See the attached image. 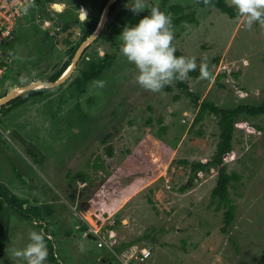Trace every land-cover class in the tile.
<instances>
[{
	"label": "rangeland",
	"instance_id": "1",
	"mask_svg": "<svg viewBox=\"0 0 264 264\" xmlns=\"http://www.w3.org/2000/svg\"><path fill=\"white\" fill-rule=\"evenodd\" d=\"M49 2L63 3L65 8L51 12L52 19L74 17V0ZM145 3L149 8L139 14L129 10L125 25L137 24L150 7H159L173 19L169 8L178 6L183 10L179 15H193L196 20L173 26V45L177 56L194 57L199 71L203 66L213 73L208 82L201 76L187 77L188 91L198 96V105L209 102L228 110L264 104V27L257 23L246 29L240 19L199 8L194 0ZM131 4L132 0L125 1L112 16ZM120 33L111 44L104 29L64 84L5 107L0 113V131H18L46 159L43 164L28 159L32 164L29 171L39 178L40 191L46 195L29 193L25 202L49 208L50 213L35 210L43 214L40 225L45 231L53 230L50 240L55 243L59 262L264 264V114H243L235 119L232 150L225 157L227 172L238 176L228 193L235 218L223 233L224 209L217 210L210 196L216 169L207 165L196 181L191 169L193 163L212 159L219 142L218 118L207 111L194 123L198 108L175 84L171 85L172 92L152 93L133 83L136 70L119 52ZM43 34L30 18L17 24L2 46L9 59L3 85L42 81L60 69L65 58L57 60L60 53L51 57L54 51L50 49L55 45ZM104 55L112 57L111 66L81 91L75 80L87 69V58L98 61ZM98 81L105 86L98 87ZM145 137L153 144L150 158L154 167L141 158ZM0 181L13 195L22 184L1 152ZM83 182L92 190L86 194L84 209L79 210L66 196L65 188L67 183L81 188ZM40 225L24 220L0 201V264H14L8 249L23 248L29 242L28 233L41 230ZM78 226L96 231L99 237L82 241L78 236L77 244H73L70 234L79 235ZM104 227L107 230H101ZM132 248L137 251L131 255L143 248L151 255L142 263L129 261ZM45 264L51 263L46 260Z\"/></svg>",
	"mask_w": 264,
	"mask_h": 264
},
{
	"label": "clouds",
	"instance_id": "2",
	"mask_svg": "<svg viewBox=\"0 0 264 264\" xmlns=\"http://www.w3.org/2000/svg\"><path fill=\"white\" fill-rule=\"evenodd\" d=\"M197 2L214 6L212 0H197ZM226 3L228 7L235 10L236 17L242 21L246 29H251L253 24L257 23L264 27V0H226ZM33 4L34 0H29V6ZM126 7L134 14H139L149 8V5L145 3V0H132L131 6L126 5ZM14 32L15 28L5 40L10 39ZM118 38L120 54L135 67L133 83L146 91L159 93L177 81L183 82L187 79L189 72L197 69L194 57L176 55V48L173 45L172 17L161 11L159 7H150L148 14L144 15L137 24L125 25ZM6 71L7 68L5 73ZM5 73L0 82V95H2V89L7 88V84H2ZM208 75L207 70L201 66V78H207ZM97 85L103 88L105 83L98 81ZM47 239L50 240L51 237ZM28 241L23 248H9V259L14 264H45L48 258V246L43 229L30 231ZM136 251L132 249L129 253V261L134 260L131 254Z\"/></svg>",
	"mask_w": 264,
	"mask_h": 264
},
{
	"label": "trees",
	"instance_id": "3",
	"mask_svg": "<svg viewBox=\"0 0 264 264\" xmlns=\"http://www.w3.org/2000/svg\"><path fill=\"white\" fill-rule=\"evenodd\" d=\"M106 0H104L105 2ZM119 0L115 4H113L111 8V13L115 11L117 6L119 5ZM195 4L202 9H215L218 10L223 15L228 16L229 19L238 21L239 19L236 17L235 10L231 7H228L226 0H212V4L214 6H206L202 2L198 3L197 0H194ZM100 9H98L96 15H94L93 19L91 21H88L85 23V29L82 35L81 40H84L86 37H88L95 29L97 23H98V16L100 13ZM171 12L174 13L175 17L172 19L173 26H179L180 24L187 22V23H194L196 20L193 18V15H179L183 12V10L178 6H172L169 8ZM129 12V8L124 6L122 7L115 15L113 20V25L110 27L107 35L110 39L111 44H113L115 37L123 30L125 26V20L124 17ZM18 24V23H17ZM16 24V26H17ZM15 26V27H16ZM77 45V44H76ZM178 54V53H176ZM111 60L112 57L110 55H105L104 58L101 60H93L92 63L88 65L87 69H85L79 78L75 80V83L78 87H81V91L84 90L85 84H87L90 81H93L101 76L104 70L108 69L111 66ZM214 62H218V58L214 59ZM68 66V63H65L61 70L58 73H55L51 77L45 79L47 82H53L58 77L60 72H64L66 67ZM207 72L209 73L207 77V81H210V79L213 78V73L209 72L208 68H205ZM189 77L198 78L200 77V71L196 69L195 71L188 73ZM216 79V78H215ZM187 80V79H186ZM186 80L183 82L177 81L175 82V88L178 90L185 91V94L188 95L191 99V102H193L194 106L198 108V111L196 113V117L194 120V123H197L198 121H201L203 114L205 112H210L214 114L218 118V128H219V142L216 145L215 153L213 154L212 159L209 162L204 163H193L191 164V169L194 171L193 179L196 181L199 179V174H203L204 170H206L208 166H213L216 169L217 172V179L215 182V186L213 187L211 191V200L216 202V209H224L223 212V226L220 228V231L223 233H227L226 231L228 228L231 227V224L235 218V206L232 205L231 200L228 197L229 189L231 187L232 181L238 180V176L234 173H228L227 168L225 165V157L231 152L232 150V140H233V131H234V122L235 119L240 115H249V116H259L264 114V104H261L257 107L249 106V105H238L233 109H222L214 104H211L209 102H204L201 105H198V96L194 93H191L188 91V85L186 83ZM166 92H172L173 87L167 86L163 89ZM177 99V98H176ZM20 103H23L20 99H18ZM16 102V101H15ZM148 123L150 124V119L148 120ZM160 130H164V128H160ZM107 140V137L105 141ZM152 141L145 137L144 142L141 146V158L147 163V165L154 167L155 164L151 162L150 158V151L152 149ZM108 156L112 155V152L110 149L107 150ZM208 165V166H207ZM82 176V175H81ZM83 178V176L81 177ZM7 191L3 188H0V195L5 199L6 203L9 204V202H13L10 198L7 196ZM17 209L20 215H23V217H27V219H33L35 217H38V210L29 211V214L31 213L33 217H30L28 214L24 213L26 212V208H22L20 203H17ZM50 213V211H48ZM77 230V229H76ZM80 232V233H79ZM84 232L83 228H80L78 230L79 235ZM94 234L88 233V237L92 241L95 239ZM147 236V235H146ZM144 236V237H146ZM96 237V236H95ZM86 240V239H85ZM47 246H48V261L51 264H61L56 257L55 249L50 242L46 238ZM0 243L2 241L0 240ZM97 243V242H96ZM103 245L101 244L100 247ZM2 252V244H0V253ZM115 253V252H114ZM116 253H120V248H116ZM114 255H118V254ZM137 261V260H134Z\"/></svg>",
	"mask_w": 264,
	"mask_h": 264
},
{
	"label": "flooded vegetation",
	"instance_id": "4",
	"mask_svg": "<svg viewBox=\"0 0 264 264\" xmlns=\"http://www.w3.org/2000/svg\"><path fill=\"white\" fill-rule=\"evenodd\" d=\"M97 1H101V3L99 5H96ZM118 1L119 0H116L113 4H115ZM125 1H128V0H121L119 2V5L123 4ZM74 2L76 4V6H75L76 9H74V11H75L74 12V17L66 18V20L63 19V21L62 20L56 21V20L52 19L50 13L53 12V11H58V12L61 11L62 12V11H64L65 8L61 7L60 9L56 10L50 4L49 0H35V3L32 5V7L30 8L28 14L25 17V18H30L33 23H36V25L43 30V33H44L43 36L45 37V40L47 42L54 43L55 47H52L50 49V51H54V53L52 54L53 56H51V57L53 58L55 53H60L61 54L60 58H58L57 60L61 61V60H63V58H65L64 61H63L64 62L63 65L65 63H68V66L66 67V69L70 66V64L72 62V59H73V57L75 55V52L77 51V49L79 48L81 43L87 38L86 37L84 40H81L83 32H84V29H85V23L88 22V21H91L93 19L94 15H96L98 9L101 8L99 16H98V23H99V21L101 19V16H102V13H103V9H104L106 3L108 2V0H106L105 2H104V0H74ZM113 4L110 6V9H109V12L107 14L106 21L104 23L103 29L101 30L99 36L94 40L93 43H95V41L101 36V34L103 33L104 29H106L107 33H108L110 27L113 25L114 15L112 16V13H111V8H112ZM81 15H83V18H81ZM111 16H112V18H110ZM109 19L112 21L111 25L109 23ZM19 22H21V21H19ZM93 43L88 45L83 50V52L80 55V58H79L77 64L80 61H82L83 59H85L84 56H85L86 52L88 51V49L90 48V46L93 45ZM104 57H105V55H104ZM87 60H88L89 65L92 63L91 61H93V60H91V57H88ZM77 64H76V66H77ZM45 65L46 64H44V66ZM63 65L60 67L59 70L57 69V71L55 73H58L61 70V68L63 67ZM8 69H9V64L7 66V70ZM62 72H60L59 77L62 75ZM54 74H52V75H54ZM52 75H50L49 77H51ZM49 77H47V78H49ZM47 78H45V79H47ZM37 82H38V80H32V81L30 80L27 84L18 85L14 81L13 82L14 84L12 86H11V84L8 85V82H7V83H5V84H7V88L6 89L5 88L2 89V95H0V99L8 96L12 92H18L19 91L18 89L27 87V86H29V85H31L33 83H37ZM42 82L47 83V81L44 80V79H42ZM64 83H62V84H64ZM62 84H60L59 86H61ZM59 86H57V87H59ZM57 87L52 88V89H56ZM45 90H48V89H38V90H34V91L23 93L21 95L15 94L14 95V99L8 101L7 103H5L3 106L0 107V113H1V111L3 109H5V107L7 108V107H10L11 105H13L15 103L16 104L20 103V101L18 99H20L24 103V102L28 101L29 99L33 98L34 96L42 95L43 93L46 92ZM14 132H16L17 135H15ZM17 136L22 138V139H24V140H26V141H28V142L33 143L31 140H28L22 134H20L18 131L14 130V129H9V130L4 131V132L0 131V142L2 143V145L4 146V148L7 150V152L10 155L16 157L20 161V163L22 164V167L25 168L26 172L28 173V175L30 177L31 184L29 185L27 182H25L17 174L15 168L11 165L10 161L8 160V158H6L4 156V154L0 150L2 155L9 162V164L11 166V169L13 170L15 176L22 182L19 191H17V193H15V195H13V193L8 188H5L1 184V181H0V188L5 189L6 191H7V189L9 190V192H7L6 194H7L8 198L13 200V202H10L7 205L11 206L12 209L17 214H19L18 209H17V205H18L17 203H20L22 208H26L27 211L24 212L26 214H28L29 211L35 210L37 208H41V209H43V212L48 213V209H49L48 207L42 208V207L45 206L44 204H38L37 206H33L31 202H28V201L25 202V200H27L25 198H27L29 193H31V195H32L35 192L40 191V188H39V185H38L39 184V182H38L39 178L37 179L36 178L37 176L32 175L31 172L29 171L28 166L32 167V164H30L31 162H29V160H31V158L33 160L36 159L35 160L36 162L41 161L42 164H43V161H45L46 159L42 155V152H40V150L38 148H36L35 145H34L35 149L41 155H39V154L37 155V154L32 153L27 147H25L21 143V141L19 140V138H17ZM75 175H77V174H75ZM84 183L85 182L81 183V185H82L81 188H76L72 183H67V188H65L66 191H67V195L66 196L69 198L70 201H74V202L77 203V207L76 208L79 209V210H83L84 209L83 205L85 203L84 200H85L86 194L90 193L91 190H92L91 186H86V185H84ZM40 193L42 194V196L46 195V192H44V191H40ZM2 200L6 203L5 199L0 195V201H2ZM19 216L21 218H23L24 220H26V221L27 220L30 221V219H27V217H23V215L19 214ZM29 216L33 217L32 214L29 215ZM103 216L105 217L106 214L102 215V218H103ZM41 217H43V214L41 216L40 212H39L38 213V217H35L34 220L33 219H31V220H32V222H34L36 225L39 226ZM43 219H44V221L46 220L45 218H43ZM79 227L80 226H78V229L81 228V227L80 228ZM39 228H41V229H43V231H45V229L43 228L42 225H40ZM102 229L107 230L105 227L101 228V230ZM89 230L88 231H84L80 235H77L76 233L72 232V234H70L71 240H69V241L73 242V244H77L79 238L82 241H84L85 239H87L88 233H90ZM45 232L44 233H45V237L46 238L49 237V236L51 237V235L53 234V230L48 231V232L45 231ZM66 234L67 233H65L64 235H66ZM78 236H79V238H78ZM64 238H65V236H64ZM62 241H64L63 238H62ZM50 242L52 243V245L54 247L55 243L53 242V240H50ZM47 260H48V258H47Z\"/></svg>",
	"mask_w": 264,
	"mask_h": 264
},
{
	"label": "water",
	"instance_id": "5",
	"mask_svg": "<svg viewBox=\"0 0 264 264\" xmlns=\"http://www.w3.org/2000/svg\"><path fill=\"white\" fill-rule=\"evenodd\" d=\"M116 0H108V2L106 3L104 9H103V13L101 16V19L99 21V23L97 24L95 30L81 43V45L79 46V48L77 49V51L75 52V55L72 59V62L70 64V66L62 73V75L56 79L54 82H47L44 83L42 81H38L37 83H33L27 87L18 89V92H12L10 93L8 96L0 99V107L2 105H4L5 103H7L8 101L14 99V95H21L23 93L26 92H30V91H34V90H38V89H52L55 88L57 86H59L60 84L64 83L65 80L70 76V74L74 71V69L76 68V64L80 58V55L82 54L83 50L90 45L91 43L94 42V40L99 36L101 30L104 27V23L106 21V17L107 14L109 12L110 6L115 2ZM83 17V15H81V18ZM16 95V96H17ZM15 135H17L16 132H14ZM17 138H19V140L21 141V143L27 147L32 153L34 154H39L41 155L39 152H37V150L35 149L34 145L31 142H28L20 137L17 136ZM0 150L1 152L4 154V156L6 158H8V160L10 161L11 165L15 168L17 174L25 181L27 182L29 185L31 184V180L30 177L28 175V173L26 172L25 168L22 167V164L20 163V161L10 155L7 150L4 148V146L2 145V143L0 142Z\"/></svg>",
	"mask_w": 264,
	"mask_h": 264
},
{
	"label": "built area",
	"instance_id": "6",
	"mask_svg": "<svg viewBox=\"0 0 264 264\" xmlns=\"http://www.w3.org/2000/svg\"><path fill=\"white\" fill-rule=\"evenodd\" d=\"M31 7L32 6H29V0H0V82L9 62V59L2 48V43L8 36H10L16 24L26 17ZM25 8H27V11H25ZM89 231L96 237H99V233L96 231L92 229ZM100 242L103 243L102 238L100 239ZM132 256L134 260L141 263L150 256V250L142 249L138 254Z\"/></svg>",
	"mask_w": 264,
	"mask_h": 264
},
{
	"label": "crops",
	"instance_id": "7",
	"mask_svg": "<svg viewBox=\"0 0 264 264\" xmlns=\"http://www.w3.org/2000/svg\"><path fill=\"white\" fill-rule=\"evenodd\" d=\"M51 5L53 6V8L54 9H58V8H61V7H63L64 8V4L62 3V4H58V3H51ZM71 5H73V6H76V4L74 3V4H71ZM131 246V245H130ZM133 249V248H132ZM108 263H110V262H108ZM107 263V264H108Z\"/></svg>",
	"mask_w": 264,
	"mask_h": 264
}]
</instances>
